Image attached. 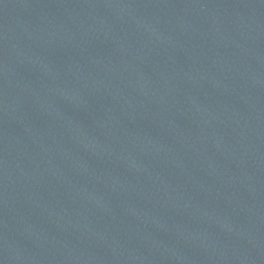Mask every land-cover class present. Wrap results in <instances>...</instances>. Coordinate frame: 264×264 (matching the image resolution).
<instances>
[{"label": "water", "instance_id": "1", "mask_svg": "<svg viewBox=\"0 0 264 264\" xmlns=\"http://www.w3.org/2000/svg\"><path fill=\"white\" fill-rule=\"evenodd\" d=\"M0 264H264V0H0Z\"/></svg>", "mask_w": 264, "mask_h": 264}]
</instances>
